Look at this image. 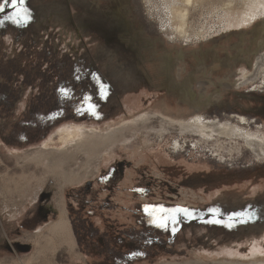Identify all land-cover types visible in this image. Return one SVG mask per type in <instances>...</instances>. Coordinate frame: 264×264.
Returning a JSON list of instances; mask_svg holds the SVG:
<instances>
[{"label":"rangeland","instance_id":"1","mask_svg":"<svg viewBox=\"0 0 264 264\" xmlns=\"http://www.w3.org/2000/svg\"><path fill=\"white\" fill-rule=\"evenodd\" d=\"M261 2L25 0L31 19L19 23L5 19L16 9L0 12V264H119L127 246L108 233L143 226L163 243H143L146 255L126 264H264V158L234 134L181 128L214 122L264 138V69L252 79L264 55ZM184 5L178 30L170 10ZM56 89L79 94L81 113L46 126ZM128 125L81 179L46 171L75 150L60 127L98 137ZM84 159L78 151L69 171L81 176ZM120 161L124 174L107 189L101 173ZM58 200L75 246L45 250L36 238L57 214L28 220ZM205 208L225 225L194 228Z\"/></svg>","mask_w":264,"mask_h":264},{"label":"bare ground","instance_id":"2","mask_svg":"<svg viewBox=\"0 0 264 264\" xmlns=\"http://www.w3.org/2000/svg\"><path fill=\"white\" fill-rule=\"evenodd\" d=\"M181 1V0H180ZM186 6L187 4H190L192 0H184ZM261 13L264 12V2H261L259 4ZM180 7V6H179ZM179 7H172L171 12V18H178L180 20L179 26L177 27L178 30H183V24L185 18H187L188 12L187 8H179ZM254 13V12H252ZM255 16V14L253 15ZM177 20V19H176ZM264 29V28H263ZM177 30V31H178ZM264 33V32H263ZM260 41V40H259ZM262 41V40H261ZM257 65H256V71L255 76L252 78L254 79L256 75L259 74L261 69H264V55H260L257 58ZM180 75V74H179ZM239 86V85H238ZM242 120H244V117H241ZM132 128L131 125L128 126H121L115 130L112 131H106L102 133V135H99L98 137H91V135L94 132V129H84L82 127H77L75 129H66L65 127H60V133L63 134L60 136V140L63 142H74L75 150L73 152L64 151L61 152L58 156L55 158H52L49 160V165L45 166V169L47 172L51 174L57 175L60 179L64 180L66 183H68L69 180L77 178L76 180L81 179L85 176V174H88L91 172L92 169V162H93V156L100 150H104V148L111 145L113 142L116 141L117 136L121 135L123 130ZM182 129H192L199 132H216L219 134H225L227 137H234L232 134H234L237 138H242L245 142V145L251 149V151L257 156L264 158V138L263 137H257L250 133L244 132L242 130L236 129L234 126L228 127L226 124H218L214 122H206L203 124H194L191 123L190 127L185 124L181 126ZM86 137V138H85ZM235 138V137H234ZM80 151L83 152L85 155L84 161L81 163V165H77L80 170L79 173H82L81 176L78 174H72L69 169L73 164L70 165V162L75 160L76 153ZM41 158H44L45 155H41ZM75 164V163H74ZM63 167L60 169V167ZM74 176V177H73ZM57 177V178H58ZM73 181V180H71ZM61 204V203H60ZM64 209H63V203L60 213V217L57 221L53 222L48 228V233L51 234V236L38 234L37 238L41 244V246L45 250H54L57 246L58 247H67V249H72L75 246V241L73 238V234L71 233V230L69 228V223L67 218L63 215ZM51 250V251H52ZM254 252V251H253ZM258 264V263H257Z\"/></svg>","mask_w":264,"mask_h":264},{"label":"trees","instance_id":"3","mask_svg":"<svg viewBox=\"0 0 264 264\" xmlns=\"http://www.w3.org/2000/svg\"><path fill=\"white\" fill-rule=\"evenodd\" d=\"M71 72L72 71H67L66 75H70L71 76V74H72ZM78 95L79 94H77V93L76 94L73 93V94H71V96L66 98L64 92L62 93L61 91H58L56 89V91L53 94V98H54V101L56 103L55 107L51 111L43 114L44 119H46V126L49 125L50 123H52L53 121H57L59 118L70 117L74 113L75 114L81 113L79 111H80V109H82V107H81L82 105L80 106L82 101H81V99H80V97ZM46 97L48 98L50 96H48L47 94H44V98H46ZM77 110H79V111H77ZM88 113H87V115H88ZM91 113H93V112H91ZM91 113H89V114H91ZM106 203H108V202H104L105 205H108ZM102 208L103 207H101V210H100L99 213H102V211H103ZM159 209H160V207H159ZM153 210H154V208H153ZM91 212H92V210H91ZM171 213L174 214L175 211L172 210ZM187 213H189V212H187ZM197 217H200V219L199 220H195V219H197ZM197 217H195V219H193L194 220V223H193V227L194 228L198 227V226H201L202 224H205V223H207V224H212L213 223V225L215 224V226H216V223L217 224H219V223L223 224L224 223V225L226 223V221H225V219H223V217L219 216L218 214H215L213 212V210H211L209 208H205V209H203V211H200V213H198ZM156 224L153 223V225H156ZM227 227L229 228L228 225H227ZM72 229H73V231H75L74 226L72 227ZM142 230L143 231H141V230L139 231L140 233L138 231L136 233H131L130 230H127L128 232L125 230L126 235H131V236H133V238L137 237L138 239H142L141 240L142 242L141 243L139 242L138 244H136V241H135V244L137 245V249L138 250L145 251L144 250V248L146 247L145 244H148L150 242L152 243L156 239L157 240L155 242H158L159 244L163 243L162 237L159 236L160 235L159 233H161V232L155 231L154 228H153V234L149 235V236H146V234L148 235V230L149 231H152V230L148 226H143ZM144 230H147V233ZM165 235H167L168 238H172L173 237V235H169V234H166V233H165ZM143 243H145V244H143Z\"/></svg>","mask_w":264,"mask_h":264},{"label":"flooded vegetation","instance_id":"4","mask_svg":"<svg viewBox=\"0 0 264 264\" xmlns=\"http://www.w3.org/2000/svg\"><path fill=\"white\" fill-rule=\"evenodd\" d=\"M113 167L109 171H105V172L103 171L101 173L104 175H103V179L100 180V182L103 184L105 183L107 189H109V188L112 189V187H111L112 184H111L110 180L113 176L117 175V177H118V176H122L124 174L123 168L125 167V165H123L122 161H120L117 165H115ZM86 188H87L86 190H89V184H87ZM106 204H108V203H106ZM144 205H146V204H144ZM35 210L36 211H35V213H33L32 219L30 218L28 220L29 222H31V220H33L34 221L33 223H35V224L40 223V222H46L47 218L50 215L54 214L52 211V208H50V206H47V207L43 206L42 203H39V205L36 207ZM262 222H264V219L262 220ZM108 236H109V239L111 241L116 242L119 245L124 244L125 246H127L128 251L127 252L121 251V253L118 255L119 256L118 257V263L119 264H126V261L124 260L126 258L131 259L133 257H141L142 254H144V251L137 249V245L135 244V240H134L133 236L126 235L125 231H120V229L116 228L115 230H111V233L109 232ZM105 237L107 238V236H105ZM114 255H116V254L114 253ZM144 255H146V254H144Z\"/></svg>","mask_w":264,"mask_h":264},{"label":"snow or ice","instance_id":"5","mask_svg":"<svg viewBox=\"0 0 264 264\" xmlns=\"http://www.w3.org/2000/svg\"><path fill=\"white\" fill-rule=\"evenodd\" d=\"M24 4H25V0H0V12H4L6 8L11 7L13 9H16V11L12 15L5 16V19L12 20L13 22L16 23L21 22V20L27 22V20L31 19V14L29 10L24 7ZM0 23H2V21H0ZM161 211H163V209H161ZM178 211H186V210L178 209ZM236 215H242V213H238ZM159 226L166 227L167 224L164 220H161Z\"/></svg>","mask_w":264,"mask_h":264},{"label":"crops","instance_id":"6","mask_svg":"<svg viewBox=\"0 0 264 264\" xmlns=\"http://www.w3.org/2000/svg\"><path fill=\"white\" fill-rule=\"evenodd\" d=\"M63 201V200H62ZM61 204H60V202H59V200H58V203L57 202H55V207H56V209L55 208H52L55 212V214H57V217L52 221V222H50L47 226H46V228L47 227H49L53 222H55V221H57L58 219H59V217H60V211H61V206H60ZM63 209H64V204H63ZM63 215L66 217V215H65V209H64V212H63ZM67 218V217H66ZM68 220V219H67ZM68 223H69V221H68ZM69 228H70V226H69ZM71 230V229H70Z\"/></svg>","mask_w":264,"mask_h":264},{"label":"water","instance_id":"7","mask_svg":"<svg viewBox=\"0 0 264 264\" xmlns=\"http://www.w3.org/2000/svg\"><path fill=\"white\" fill-rule=\"evenodd\" d=\"M184 209L186 210V212H189V213H191V214H194V212H195V211H193V210H189V209H187V208H184ZM52 211L55 212L53 209H52ZM199 213H200V211H199Z\"/></svg>","mask_w":264,"mask_h":264}]
</instances>
